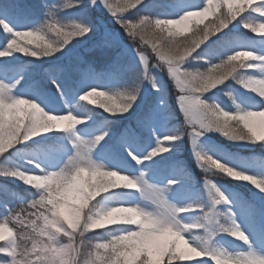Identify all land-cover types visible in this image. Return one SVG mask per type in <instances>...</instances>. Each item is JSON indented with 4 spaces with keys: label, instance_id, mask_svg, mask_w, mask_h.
<instances>
[{
    "label": "rangeland",
    "instance_id": "374dc122",
    "mask_svg": "<svg viewBox=\"0 0 264 264\" xmlns=\"http://www.w3.org/2000/svg\"><path fill=\"white\" fill-rule=\"evenodd\" d=\"M9 1L19 6L21 16L25 8L30 7L29 3H33L37 11L41 10L40 15L43 19L55 20L62 25L83 23L92 30L85 37H70L69 43L51 57H41L20 65H0V84L9 87L10 95L34 100L46 113H71L84 120V123L77 125L70 132L54 131L42 134L44 137L42 140L45 141L38 139L37 136L17 144L15 148L9 149V153L0 156V168L16 169L28 175L39 174V170L29 163L31 161L39 165V169L44 173L59 171L74 154L70 139L78 136L81 140L90 143L96 136L107 133L89 153L93 162L104 165L107 170L128 175L132 179H136L141 172H144L146 183L166 189L165 195L169 203L178 207L192 206L204 211L211 210L214 227L212 237L208 241L209 248L235 257L247 252L251 247L256 253L264 255V193L247 181H235L219 173L210 179L229 203L212 206L209 188L205 183L209 177L197 167L194 147L189 136L191 129L184 123L178 102L180 93L176 89L175 82L167 75L166 68L164 72L152 68L153 64L162 63L152 47L130 36L128 31L116 22L119 16L128 24H138L140 14H137L135 9L127 8L123 12L117 10V16H113L104 4L97 3L90 6L89 0H73L76 6L71 8L63 7L65 0ZM165 1L168 0H145L139 12L153 15L154 18L174 19L179 15L181 5L192 4L189 0H176V4L167 5ZM197 1H199L197 5L203 4L204 7L207 5V0ZM109 2L115 6L123 4L125 0H109ZM160 6L166 9H160ZM202 9L203 7H199L193 10ZM48 13H51V16ZM227 15V5L220 0L214 12L205 17L193 18L188 29L172 39L176 40L179 37L182 38L180 42H191L199 38L196 33L202 36V30L211 29L214 22L219 25L223 17ZM244 16L253 17L255 23L264 22V18L255 13H244ZM243 23V18L237 16L236 20H230L227 28L210 34L205 41L206 44H201L200 48L183 63V69L206 72L210 65L221 62L235 51H252L242 43L241 38H239L240 43L237 42L238 36L243 33L258 38L255 42L258 53H253L258 58L264 57V37L256 36L243 27ZM19 27L23 28L24 24ZM228 37L232 38L233 45L228 46L231 47L230 49L225 48L226 51L222 53V50L217 49L216 46L222 45ZM48 39L59 40L60 37L49 33ZM5 45V41H0V50ZM141 52L147 59L152 82L156 85L155 90L143 78L144 65L139 59ZM88 53L99 61V64L90 63L87 59ZM44 62L51 65L47 68ZM55 68L54 75L51 72ZM254 68L255 70L244 71L243 75L256 79L264 78V62L258 59ZM72 78L77 79V86L73 85V89L70 84ZM90 89L103 91L113 96L135 90L136 100L131 109L123 115L119 113L113 116L103 115L99 108L79 101V97ZM225 92L232 93L236 102L246 110L259 111L264 108V101H261L254 93L245 91L234 79H228L224 84L210 89L209 92L202 94L201 99L209 104L215 102L225 111H234L231 102L224 95ZM149 102L150 107L147 108L146 103L149 104ZM172 132L178 133L180 139L170 146L169 152L164 153L165 161L159 162L162 160L159 156L137 165L130 158L129 152L140 158L146 156L155 146L156 139ZM126 135H131V142L127 144L122 142ZM164 143L167 144L168 141ZM195 151H204L228 163L236 170L256 175L257 178L264 180V147L237 145L226 141L216 133L209 132L197 138ZM7 178L0 176V198L3 190H9ZM15 180L24 187L35 189L16 178ZM170 180H175L177 183L169 188L167 185ZM10 195V197L13 196L12 192ZM12 200L15 204L21 202L18 198ZM101 201L108 205L131 204L148 210L154 208L134 190L116 189L96 197L92 203ZM5 205L9 206L10 202H5ZM225 210L232 213V220L248 237V245L216 230L220 224H227L221 215ZM14 211L18 212L8 207L7 212L0 213V221ZM20 215L23 217L25 213ZM202 216L203 212L198 210L181 214L180 219L186 224H196ZM121 226L123 225L113 227ZM9 227L12 225L9 224ZM109 231V228L93 230L86 233V238L91 243H102L109 238L105 236V233ZM190 233L203 234V229H193ZM188 235L189 233H185L186 237ZM61 239L66 240L63 237ZM0 243L5 242L0 241ZM4 259L7 257L0 254V260ZM172 264H214V261L208 260L207 257L177 258L172 261Z\"/></svg>",
    "mask_w": 264,
    "mask_h": 264
},
{
    "label": "clouds",
    "instance_id": "9594fccd",
    "mask_svg": "<svg viewBox=\"0 0 264 264\" xmlns=\"http://www.w3.org/2000/svg\"><path fill=\"white\" fill-rule=\"evenodd\" d=\"M222 2L228 9V15L221 20L225 26L230 20H235L239 16L243 18L246 29L256 36L264 37V22L255 23L253 17L244 16V13H255L264 18V0H222ZM97 3L104 4V0H89L90 6ZM144 4L145 0H125L121 6L135 9L136 13L140 14L139 19L145 21L142 25L143 30L160 39L164 33H167L168 37H175L186 31L193 18L205 17L214 12L220 0H207V5L202 10L185 11L174 19L152 18L141 14L139 9ZM117 23L123 27L121 23ZM219 25L214 22L211 29L207 28L208 32H212ZM44 26L45 22L37 28L43 29ZM85 27L84 36H87L92 29L87 25ZM202 31L204 35L205 29ZM196 36L201 37V34L196 33ZM64 46L57 45L55 51H50L53 45L38 33L16 32L7 40L4 50L0 51V57L11 56L13 53L37 59L51 57ZM165 46L186 50V56H192L200 44L196 39L191 42L171 39ZM140 55L144 54L141 52ZM259 58L264 59V57ZM257 59V55L252 51H236L228 57L231 67L235 69L233 78L235 82L245 91L254 93L264 101V79L243 75L244 69L252 67L251 62ZM152 68L162 72L166 68L167 75L175 82L176 89L180 93L178 99L185 100V107L180 109L184 123L191 129L189 132L191 141L193 135L197 139L213 132L237 145L264 147V108L259 111L246 110L236 102L232 93L225 92V97L234 109L231 112L225 111L215 102L209 104L202 100V95L193 96L203 82L202 76L199 75L203 72L178 69L176 79L182 82L183 93H181L176 79L170 75L171 70L176 68L175 64L156 63ZM145 70L150 78L145 77ZM143 78L155 90L156 85L152 82L153 78L148 66L144 68ZM8 95L11 96L10 93ZM192 99L196 100L195 106L190 103ZM135 100L136 98L129 96L121 97L118 106L122 111L119 114L127 113ZM79 101L102 109L106 113L117 114V105L106 92L92 89L81 95ZM5 117L10 122L7 126L2 122ZM82 123H84L83 119L71 113L67 116L46 113L34 100L14 98L11 102H6L5 96L0 95V154L9 152V149L15 148L18 143H24V140L32 139L47 131H68ZM20 131H24L23 139H18ZM178 138L180 139V135ZM101 139L103 137H97V143ZM196 152L198 155L194 154V157L197 167L209 177L206 180L209 184L214 186L210 178L222 173L235 181H247L264 193V180L257 178L256 175L236 170L228 163L204 151ZM89 163L95 166L89 167ZM4 169L0 168V176L9 177ZM12 174L25 185H30L38 191L42 190L39 207H36L35 211L26 212L23 217L19 212L14 211L5 217L7 223H0V241L5 242L0 243V251L6 253V257H12L16 264H31V257L28 255L30 252H35L38 264H108L107 258L111 256V249H101L86 238V233L106 228L110 231L105 233V236L109 237L105 242L116 243L117 251L121 254L120 264H135L138 252L160 241L171 242L170 254L180 246L183 259L210 256L214 264H264V255L256 253L251 247L247 252L235 257L209 248L208 241L212 237L213 221L210 222L202 216L196 224L183 223L180 219L181 213L189 211L191 206L178 207L169 203L165 195L166 189L158 193V199L163 200L164 206L158 209L156 216H146L134 208L118 204L108 205L103 201L92 203L96 197L113 190L136 188L129 177L117 171H109L102 164L85 159L70 172L62 167V171L49 172L48 175H28L19 170ZM136 190L139 191V188ZM221 196L223 204L227 205L228 200L222 194ZM21 211L25 210L21 209ZM221 215L227 224H220L216 230L248 245V237L238 225L234 226L232 213L225 210ZM15 217L20 219L16 220ZM9 224L12 227H9ZM117 225L134 226L138 231L118 237L115 235L118 227H113ZM190 226L202 228L203 234L188 232ZM185 233L189 235L186 237ZM101 257L103 259H99ZM0 264H11V261L0 260Z\"/></svg>",
    "mask_w": 264,
    "mask_h": 264
},
{
    "label": "snow or ice",
    "instance_id": "6c2138e0",
    "mask_svg": "<svg viewBox=\"0 0 264 264\" xmlns=\"http://www.w3.org/2000/svg\"><path fill=\"white\" fill-rule=\"evenodd\" d=\"M74 6H76V5L73 3V0H65V3L63 5L64 8H71ZM104 7L107 8L108 11L111 12L113 16H117V10H119L120 12H123L126 10V8L122 7L121 4H118L115 6L112 5L109 2V0H104ZM199 7L204 8L203 4H201V5H194L191 3L183 4L180 6L179 14H183L185 11H197V10H193V9H196ZM48 15L51 16V13H48ZM20 19H21V12H20V8L17 4L8 2V0H6V2L4 4H0V28L3 29L4 33H7V35L5 36L6 43H7V40L12 37L13 33L33 31V32H36L39 35L43 36L46 40H48V42L53 45V47L50 49V51H55L57 45H67L69 43L70 37H85L84 32L86 31V27H85V24H83V23H73L71 25H62V24L56 22L55 20H46L45 26L43 29L36 27V28H32V29H27V30H23V29L17 30L11 26L10 22H17ZM117 22H119L123 25V27L125 28L126 31H128V34L130 36L135 37L138 35L141 41H143L146 44H149L152 47L153 51L156 53L158 59L162 63H164V64H175L176 68L171 70L170 75L173 77V79L177 78V70L178 69L183 70V67H182L183 63L189 57H191V56H186V50H177V49H174L170 46H165L166 42L171 40V39H169V37H165L163 35L160 39H157L152 33L145 32L143 30V27H142V25L145 23V21L143 19H139V23L133 25V24L126 23L124 20H121L119 16H117ZM242 26L244 27V23L242 24ZM227 27H228V25L225 26L223 24V22H221L219 27L213 29L212 32H208V30L206 28L204 35L197 38L196 42L199 43L200 46H201V44L204 45V44H206L205 41L208 40V38H206V37H209L210 34H215L217 32H220L221 29H224ZM66 28H67V30L65 31ZM154 31H155V29H154ZM49 33H52V34L60 37V39L59 40L48 39ZM153 38H155V42H153ZM3 50H4V48H3ZM3 50H0V51H3ZM239 51H247V50H239ZM235 52H233V53H235ZM232 54H230V55H232ZM230 55H228L221 62H219L217 64L210 65L206 72L199 74L200 76H202L203 82H202L199 90L196 91L195 93H193L194 97L195 96H201L202 94L209 92L210 89H214L218 85L224 84V82L226 80L234 78L235 69L233 67H231V61L228 60V57ZM5 57H7V56H5ZM0 58H3V57H0ZM139 59H140L141 64H143L144 68L146 69L148 66L146 57L144 55H140ZM258 59L261 62H264V59H260V58H258ZM257 60L252 61L251 64L253 66L252 67H246L244 69V71H248L250 69L255 70L254 64H255V62H257ZM205 62H207V61H205ZM145 77L150 78V77H148V73L146 70H145ZM260 79H264V78H260ZM222 81H223V83H222ZM176 82H177V87L180 89V92L183 93L182 82L179 81L178 79H176ZM213 86H215V87H213ZM155 89H156V87H155ZM90 90H92V89H90ZM90 90H88V91H90ZM9 93H10L9 87L7 85L0 84V95L5 96L6 102H11V100L14 98H20V97H14L12 95L9 96L8 95ZM110 96L113 98V103L115 105H117L116 106V113H120L122 111V109L118 106L119 100L121 97L129 96V98H136L135 97V90H133L132 92L127 93V94L120 93V94H118V96H113V95H110ZM23 99H26V98H23ZM178 102H179V105L181 108L185 107V100L184 99H178ZM190 103L192 106H195L196 100L192 99L190 101ZM68 114L69 113L51 114V115L67 116ZM2 122L6 126L9 125V123H10L6 117ZM70 131L71 130L59 131V132H70ZM50 132H54V131H47V132L42 133V134H47ZM105 135H107V133H103L101 135L96 136L90 143H87V142L81 140L78 136H74L72 139H70L69 142L74 149V154L72 156H70V158L67 160V162L63 166V169H66L70 172L71 170H73L77 166V164L81 160L86 159V160L92 161L89 157V153H90L91 149L96 146V144H98L101 140L104 139ZM23 137H24V131H20L18 139H23ZM97 137H103V139L99 140V142L97 143ZM178 137H179L178 133L172 132V133L168 134L167 136L156 139L155 140V146L147 153L146 156L140 158V157L133 155L131 152H129V156L137 165H140L145 160H152L154 157H157L160 154L169 152L171 150L170 146L175 144V142L177 140H179ZM33 138H35V137H33ZM196 140L197 139L195 138V135H193L191 143L194 147V154L198 155V153L195 151ZM26 141H28V140H24V142H26ZM164 141H168V143L165 144ZM122 142L126 143V144L130 143L131 142V135H126L122 139ZM6 153H9V152H6ZM6 153L0 154V156H4ZM29 163H32L33 167H36L39 170V174H35V175H48V173H44L43 170L39 169V165H37L31 161ZM88 166L94 167L95 165L89 163ZM59 171H62V168ZM109 171H114V170H109ZM4 172L9 177H13V178L17 179L16 175L12 174V173L16 172V169L5 168ZM121 175L129 177L128 175H125V174H121ZM129 179H131L134 182V184L136 185V188H139V191H137L136 188H129L126 190H134L136 192H139L141 194V196L143 197V199L150 202L154 206V208H153V210H148L146 208L140 207L139 205H131V204H120V205H122L124 207L134 208L138 212H140L146 216H156L158 209H162L164 206L163 200L158 199V193H160L161 191H163L165 189L157 188V187H154V186L146 183L144 172H141L139 174V177H137L136 179H132L130 177H129ZM170 181H171V183L168 182V185H167V187H169V188L175 186V184L177 183V181H175V180H170ZM205 183L209 188V195L211 198L212 206L215 207L216 205L223 204V199H222L221 193L216 189V187L209 184L207 181ZM41 191H38V196L41 195ZM39 203H40L39 199H33L27 206L30 209H35L36 207H39ZM228 203H229V201H228ZM198 210L203 212V217L205 219H207L210 222L212 221L213 213L211 210L204 211L203 209H198L196 207L191 206L189 211H186V212L181 213V214H188V213H192V212H195ZM15 219L19 220L20 217H15ZM7 222L8 221L6 219H4L3 221H0V223H7ZM233 224H234V226H237V224L235 223L234 220H233ZM193 229L197 230V229H199V227L198 226H190L187 229V231L190 232V231H193ZM137 231H138L137 227H134V226L130 227L128 225H124V226L118 227L115 235H117L119 237V236H123L124 234L131 233V232H137ZM96 246L101 248V249H103V248L111 249V256L107 258L108 264H120L121 254L119 251H117V245L115 242H113V241L102 242V243L98 242V243H96ZM170 248H171V242L170 241H160L158 244H156L154 246H149V247H147V248H145V249H143L137 253L135 264H172V261L177 259V258L183 259V258H181L180 246H177V248L174 249L171 254H170ZM0 254H3L4 256H6V253H4L2 251H0ZM28 255L31 257V264H38L36 259H33V257H35V252H30V253H28ZM205 257H207L208 260L213 261L210 258V256H205ZM7 259H9L11 261V264H16V261L13 260L12 257L9 256V257H7ZM99 259H103V258L101 257Z\"/></svg>",
    "mask_w": 264,
    "mask_h": 264
},
{
    "label": "trees",
    "instance_id": "16d2710c",
    "mask_svg": "<svg viewBox=\"0 0 264 264\" xmlns=\"http://www.w3.org/2000/svg\"><path fill=\"white\" fill-rule=\"evenodd\" d=\"M6 2V0H0V4H4ZM8 2H10L8 0ZM178 2V1H177ZM189 2H192V4H199V1L197 0H189ZM165 3L167 5H169V3H171L172 5L176 4V0L174 1H165ZM179 3V2H178ZM30 7L28 6L27 8H25V10L23 11L22 13V16H21V19L17 22H10L11 23V26L17 30H21L22 27H19V25H22L24 24V27L22 28L23 30H27V29H32V28H36L37 26L43 24L47 19H43L42 16L40 15V12L36 10V8L34 7L35 5L33 3H29ZM163 9L165 10L166 8L164 6H160V9ZM33 10V11H31ZM34 15V16H32ZM149 16H152L153 15H150V14H147ZM139 16V15H138ZM7 35V33H4L3 32V29L0 28V41H5V36ZM164 36H167L168 35H164ZM133 37V36H132ZM135 38L139 39V36H135ZM242 39V43L245 44V46L252 50V52L254 53H258V48H257V45L255 44V42L258 41V38H254L252 36H248L246 34H241L238 36V39H237V42L240 43V39ZM169 39H172V37H169ZM182 38H177L176 40L177 41H181ZM232 38L228 37L226 39V41L222 44V45H217V49L219 48V50H222L221 52H225V48L226 49H230L231 47H228V46H232L233 45V42L231 41ZM6 42V41H5ZM228 47V48H227ZM4 48V47H3ZM2 48V50H3ZM90 51V50H88ZM90 53H93V52H90ZM88 53L89 57L87 58L90 63L93 62L95 64H99L96 59H94L92 57V55ZM40 59V58H39ZM33 60H38L37 58H34V57H25L23 56L22 54L20 53H13V55L11 56H7V57H4L2 59H0V65H4V64H13V65H20V64H23V63H28L30 61H33ZM47 64V65H46ZM44 65L48 66L51 65V63L48 64V62H44ZM51 70V69H50ZM54 75H55V72H56V68L55 70H52ZM71 84H73L75 87L77 86V79H74L72 78V81H71ZM72 86V89L73 87ZM75 89V88H74ZM146 107H150V102L149 104L146 103ZM100 112L103 113V115H109L111 116L112 114H109V113H106L104 112L102 109H98ZM117 115V114H115ZM113 116V115H112ZM38 139H44V137H42V135L38 136ZM42 141H45V140H42ZM161 157L162 160H160L159 162H163L166 160V157L163 154H160L158 155L157 157ZM6 183L9 187V190L5 189L3 190V193H1V198H0V213H4V212H7L8 210V207L11 208V210H14L16 209L19 213H21L22 215L26 212H31V211H35V209H30L27 207V205L33 200V199H39V196H38V190L37 189H29L27 187H24L19 181L15 180V178L13 177H8L6 179ZM10 192H12L13 196L10 197ZM16 199L18 198L21 202L20 203H14L12 199ZM12 201V202H11ZM5 202H10V205H5ZM21 209H24L25 211H21Z\"/></svg>",
    "mask_w": 264,
    "mask_h": 264
}]
</instances>
